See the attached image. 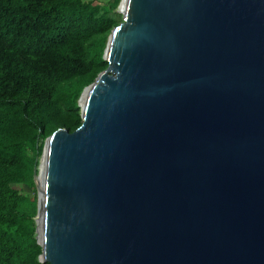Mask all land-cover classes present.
<instances>
[{
	"label": "water",
	"instance_id": "obj_1",
	"mask_svg": "<svg viewBox=\"0 0 264 264\" xmlns=\"http://www.w3.org/2000/svg\"><path fill=\"white\" fill-rule=\"evenodd\" d=\"M117 10L82 124L34 169L40 260L264 264V0Z\"/></svg>",
	"mask_w": 264,
	"mask_h": 264
},
{
	"label": "trees",
	"instance_id": "obj_2",
	"mask_svg": "<svg viewBox=\"0 0 264 264\" xmlns=\"http://www.w3.org/2000/svg\"><path fill=\"white\" fill-rule=\"evenodd\" d=\"M94 1L0 0V264H51L34 169L54 131L82 124L81 93L108 66L121 0Z\"/></svg>",
	"mask_w": 264,
	"mask_h": 264
},
{
	"label": "rangeland",
	"instance_id": "obj_3",
	"mask_svg": "<svg viewBox=\"0 0 264 264\" xmlns=\"http://www.w3.org/2000/svg\"><path fill=\"white\" fill-rule=\"evenodd\" d=\"M95 3H97V2H100V3H102L103 2V0H95L94 1ZM81 101V100H80ZM16 187L17 188H22V187H24L25 188V186H23V185H16ZM25 189H27V190H29V191H31L32 189H29L28 188V186H26V188Z\"/></svg>",
	"mask_w": 264,
	"mask_h": 264
}]
</instances>
